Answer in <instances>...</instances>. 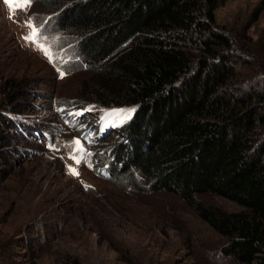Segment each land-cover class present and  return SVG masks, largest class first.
Masks as SVG:
<instances>
[{
  "label": "trees",
  "instance_id": "16d2710c",
  "mask_svg": "<svg viewBox=\"0 0 264 264\" xmlns=\"http://www.w3.org/2000/svg\"><path fill=\"white\" fill-rule=\"evenodd\" d=\"M40 1L55 16L56 33L75 42L58 66L92 71L80 106L134 110L116 130L123 141L104 152L109 177L123 176L135 188L138 178L149 190L177 194L225 238L223 256L264 264V64L255 54L240 55L219 28L216 12L228 0ZM18 91L0 103V183L16 156L2 127L12 128L8 115L25 108ZM203 194L244 210L207 206L197 201ZM42 239L28 244L24 263L0 242V264H38L48 247ZM78 262L66 256L54 264Z\"/></svg>",
  "mask_w": 264,
  "mask_h": 264
},
{
  "label": "rangeland",
  "instance_id": "374dc122",
  "mask_svg": "<svg viewBox=\"0 0 264 264\" xmlns=\"http://www.w3.org/2000/svg\"><path fill=\"white\" fill-rule=\"evenodd\" d=\"M54 17L40 0H0V103L19 90L25 107L8 115L12 128L2 127L16 156L0 183V242L10 243L18 263L42 237L48 247L38 264L66 256L79 264H237L221 254L225 238L177 194L149 190L138 178L135 188L123 176L109 177L104 152L123 141L116 130L133 109L80 106L92 71L58 66L75 42L56 33ZM216 17L240 55L255 54L262 66L264 0H228ZM196 198L224 212L244 210L216 194Z\"/></svg>",
  "mask_w": 264,
  "mask_h": 264
},
{
  "label": "snow or ice",
  "instance_id": "6c2138e0",
  "mask_svg": "<svg viewBox=\"0 0 264 264\" xmlns=\"http://www.w3.org/2000/svg\"><path fill=\"white\" fill-rule=\"evenodd\" d=\"M8 2L10 3L11 2V0H8ZM28 3H30V0H28ZM24 6H27V5H24ZM34 38V34L32 35V36H28V37H26V39H33ZM45 51L47 52V50L45 49ZM132 111H134V110H132ZM76 143H79L78 141L76 142ZM80 161L78 160L77 161V163H79ZM71 171H72V173L74 174V175H78L79 173L76 171V169H71Z\"/></svg>",
  "mask_w": 264,
  "mask_h": 264
}]
</instances>
